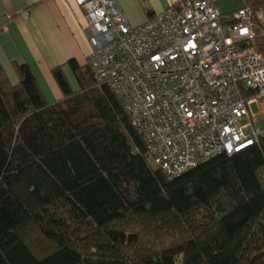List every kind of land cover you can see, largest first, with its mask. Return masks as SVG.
Here are the masks:
<instances>
[{"label":"trees","instance_id":"1","mask_svg":"<svg viewBox=\"0 0 264 264\" xmlns=\"http://www.w3.org/2000/svg\"><path fill=\"white\" fill-rule=\"evenodd\" d=\"M264 59V0H248ZM0 67V264H264V133L168 178L87 63Z\"/></svg>","mask_w":264,"mask_h":264},{"label":"built area","instance_id":"2","mask_svg":"<svg viewBox=\"0 0 264 264\" xmlns=\"http://www.w3.org/2000/svg\"><path fill=\"white\" fill-rule=\"evenodd\" d=\"M215 1L179 0L131 27L115 0H74L91 47L89 69L168 178L240 152L264 133L256 122L264 114V59L251 45V9L222 14Z\"/></svg>","mask_w":264,"mask_h":264},{"label":"crops","instance_id":"3","mask_svg":"<svg viewBox=\"0 0 264 264\" xmlns=\"http://www.w3.org/2000/svg\"><path fill=\"white\" fill-rule=\"evenodd\" d=\"M126 22L136 27L179 0H115ZM248 0H216L222 14H230ZM84 16L74 0H0V67L8 80L18 81L16 66L26 64L45 99L61 97L52 70L61 66L71 88L77 85L67 66H85L91 47L83 29Z\"/></svg>","mask_w":264,"mask_h":264},{"label":"rangeland","instance_id":"4","mask_svg":"<svg viewBox=\"0 0 264 264\" xmlns=\"http://www.w3.org/2000/svg\"><path fill=\"white\" fill-rule=\"evenodd\" d=\"M252 112L256 113L258 111V108L255 104L251 106ZM256 122L259 125V127L264 128V114H260L256 118Z\"/></svg>","mask_w":264,"mask_h":264}]
</instances>
